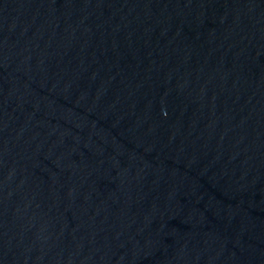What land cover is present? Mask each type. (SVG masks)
I'll return each mask as SVG.
<instances>
[{
  "label": "water",
  "instance_id": "water-1",
  "mask_svg": "<svg viewBox=\"0 0 264 264\" xmlns=\"http://www.w3.org/2000/svg\"><path fill=\"white\" fill-rule=\"evenodd\" d=\"M0 264H264V0H0Z\"/></svg>",
  "mask_w": 264,
  "mask_h": 264
}]
</instances>
